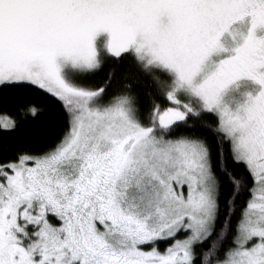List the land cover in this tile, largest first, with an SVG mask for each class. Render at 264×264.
<instances>
[{
    "label": "snow or ice",
    "instance_id": "snow-or-ice-1",
    "mask_svg": "<svg viewBox=\"0 0 264 264\" xmlns=\"http://www.w3.org/2000/svg\"><path fill=\"white\" fill-rule=\"evenodd\" d=\"M0 264H264V0H0Z\"/></svg>",
    "mask_w": 264,
    "mask_h": 264
},
{
    "label": "trees",
    "instance_id": "trees-1",
    "mask_svg": "<svg viewBox=\"0 0 264 264\" xmlns=\"http://www.w3.org/2000/svg\"><path fill=\"white\" fill-rule=\"evenodd\" d=\"M43 119V118H42ZM30 131H36L37 129L35 128V126H30L29 128Z\"/></svg>",
    "mask_w": 264,
    "mask_h": 264
}]
</instances>
